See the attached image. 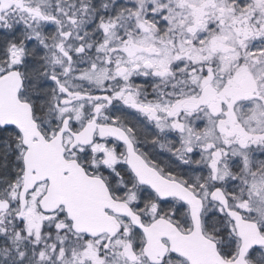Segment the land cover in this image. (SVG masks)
I'll return each instance as SVG.
<instances>
[{
	"label": "snow or ice",
	"instance_id": "1",
	"mask_svg": "<svg viewBox=\"0 0 264 264\" xmlns=\"http://www.w3.org/2000/svg\"><path fill=\"white\" fill-rule=\"evenodd\" d=\"M0 264H264V0H0Z\"/></svg>",
	"mask_w": 264,
	"mask_h": 264
}]
</instances>
